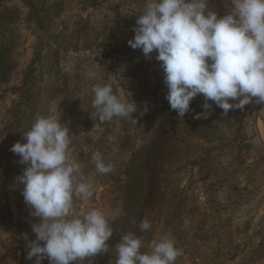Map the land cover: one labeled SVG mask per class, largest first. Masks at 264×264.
Returning <instances> with one entry per match:
<instances>
[{
  "label": "rangeland",
  "instance_id": "374dc122",
  "mask_svg": "<svg viewBox=\"0 0 264 264\" xmlns=\"http://www.w3.org/2000/svg\"><path fill=\"white\" fill-rule=\"evenodd\" d=\"M145 0H7L20 15L0 25V49L14 60L8 79H0V264H35L27 244L35 239L19 175L27 166L11 151L37 115L62 112L71 137L70 158L94 181L89 200H74V211L102 209L115 230L126 211L128 174L136 175L145 158L158 167L147 180L153 186L141 205L139 236L147 251L153 239L171 233L182 254L175 264H264V103L252 102L225 115L213 103L209 113L194 118L203 95H197L181 119L166 99L161 62L154 51L145 57L132 49L136 18ZM224 15L231 0H209ZM94 71L97 78H87ZM111 82L114 91H129L137 104L134 118L95 123L91 106L95 83ZM210 103H212L210 101ZM147 107V112L142 116ZM174 140L164 149L152 143L160 120ZM92 115V116H91ZM176 122V124H173ZM115 137L109 140L108 137ZM100 151L114 165L108 174L92 162ZM142 190V189H141ZM143 192V190H142ZM147 217L151 228L140 230ZM100 253L79 264L104 260ZM76 264V262H73Z\"/></svg>",
  "mask_w": 264,
  "mask_h": 264
},
{
  "label": "clouds",
  "instance_id": "9594fccd",
  "mask_svg": "<svg viewBox=\"0 0 264 264\" xmlns=\"http://www.w3.org/2000/svg\"><path fill=\"white\" fill-rule=\"evenodd\" d=\"M231 5L221 16L209 7V0H145L139 11L128 44L146 58L157 53L166 99L181 119L197 95H203L205 111L196 113V119L208 114L213 103L225 115L243 109L253 98L264 103V0H231ZM86 75L97 78L94 71ZM91 91L95 123L90 131L103 132L102 125L114 118L131 116L137 124V104L129 91H114L111 82L95 83ZM145 112L147 107L141 116ZM61 116L55 109L37 115L24 132L25 142L11 146L20 163L27 165L18 181L31 215L39 218L32 225L35 239L27 244V259L36 257L35 264L44 258L49 264H79L108 252L113 235L102 209L74 211V200L93 197L94 181L84 175L78 160L70 158L72 137ZM92 162L100 174L114 171L100 151L93 153ZM150 228L145 217L140 230ZM142 246L135 233L124 234L116 244L115 264H175L182 254L171 233L153 239L147 251L142 252Z\"/></svg>",
  "mask_w": 264,
  "mask_h": 264
},
{
  "label": "trees",
  "instance_id": "16d2710c",
  "mask_svg": "<svg viewBox=\"0 0 264 264\" xmlns=\"http://www.w3.org/2000/svg\"><path fill=\"white\" fill-rule=\"evenodd\" d=\"M7 0H0V25H2L4 20H11L13 18L19 17L20 12L18 6H13L11 9H7L5 6ZM10 48L0 49V79H8V76L13 72L14 69V60L10 57ZM164 118L160 120L159 127L154 131L152 136V143L158 149H164V147L171 141H173L175 135L173 131L168 129L167 125L169 122H172V118ZM169 121V122H168ZM176 124V122H173ZM156 163H150L148 158H145L142 162V166L139 169V172L134 175V173L128 174L129 180L126 182V211L122 218L118 219L120 222L122 231L116 240L109 239L108 241V252H102L105 255L104 260L91 264H115L117 258L116 244L121 240V237L128 233L133 232L137 236H140L142 232L139 231V215H142L141 205L142 202L148 198L151 189L153 186L150 185V182L146 179L150 170L157 169ZM143 192H142V190ZM115 230L113 229V235L111 238H114ZM42 264H49V260L44 258Z\"/></svg>",
  "mask_w": 264,
  "mask_h": 264
}]
</instances>
